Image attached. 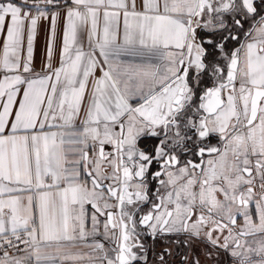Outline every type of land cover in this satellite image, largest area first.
Instances as JSON below:
<instances>
[{"label":"snow or ice","instance_id":"obj_1","mask_svg":"<svg viewBox=\"0 0 264 264\" xmlns=\"http://www.w3.org/2000/svg\"><path fill=\"white\" fill-rule=\"evenodd\" d=\"M0 264H264V0H0Z\"/></svg>","mask_w":264,"mask_h":264}]
</instances>
